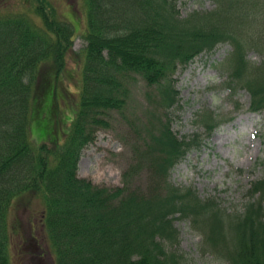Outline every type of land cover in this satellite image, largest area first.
Instances as JSON below:
<instances>
[{"label": "trees", "instance_id": "obj_1", "mask_svg": "<svg viewBox=\"0 0 264 264\" xmlns=\"http://www.w3.org/2000/svg\"><path fill=\"white\" fill-rule=\"evenodd\" d=\"M61 1L0 0V264H11L19 226L10 217L22 202L42 204L55 264H190L178 218L201 232L202 251L228 264H264V178L251 183L240 212L169 180L225 121L203 111L202 133L172 130L180 68L228 44L227 87L248 93L249 112H264V60L248 59L250 51L264 54V26L250 23L264 20V0H210L212 10L186 16L181 0H77L85 45L73 62L80 69L73 99L62 86L79 29L59 16ZM136 76L158 116L143 125L124 177L145 167L147 189L95 186L78 176V162L95 133L109 127L104 115L125 112Z\"/></svg>", "mask_w": 264, "mask_h": 264}, {"label": "rangeland", "instance_id": "obj_2", "mask_svg": "<svg viewBox=\"0 0 264 264\" xmlns=\"http://www.w3.org/2000/svg\"><path fill=\"white\" fill-rule=\"evenodd\" d=\"M77 0H62L57 4L59 16L75 24L79 33L73 42V56L66 63L69 82L62 86L63 94L76 98L79 73L74 61L85 43L82 33L85 27V14ZM178 8L182 16L193 11H209L214 8L210 0H181ZM264 26V20H252V26ZM75 27V29H76ZM231 51L228 44H221L212 54L194 58L186 67L180 68L176 78L179 91V106L171 115V128L179 136L202 133L197 117L203 111H211L225 121L204 141L198 150L189 152L170 173V182L180 188H192L201 199L213 198L222 208L240 212L247 202V190L251 183L264 178V112H249L250 97L245 90L232 95L227 87V73L223 64ZM249 61L259 65L264 54L256 51L248 53ZM80 71V69H79ZM129 84L130 95L125 112H108L104 119L109 127L95 133V140L82 152L78 162V176L93 185L107 188H126L143 192L147 189L149 178L145 167L124 177L135 162L132 151L137 143L143 125L157 117L158 113L151 100L146 97L148 88L136 76ZM70 99V100H71ZM70 107L65 115L71 113ZM240 110L237 111L236 106ZM74 107V106H73ZM61 110V106L58 107ZM62 111V110H61ZM63 119V116H62ZM43 139L35 138L40 144ZM42 204L22 202L16 205L10 217L19 226L15 244L26 232V222L41 214ZM174 225L180 234V249L190 264H228L211 252L202 251V235L195 229L190 219H175ZM38 228V226L36 227ZM42 236V235H41ZM31 249L32 242H24ZM21 250L12 249L11 264H20ZM38 264H49L48 259ZM24 264H30V260Z\"/></svg>", "mask_w": 264, "mask_h": 264}, {"label": "flooded vegetation", "instance_id": "obj_3", "mask_svg": "<svg viewBox=\"0 0 264 264\" xmlns=\"http://www.w3.org/2000/svg\"><path fill=\"white\" fill-rule=\"evenodd\" d=\"M42 215L31 218L26 222V232L20 240V245L17 244V251L21 250L23 256L19 258L20 264L30 260V264H38L37 262H44L48 259L49 264H54L53 258L50 254L46 239L43 233ZM38 226V228H36ZM42 235V236H41ZM29 240L32 242L31 249L24 245V242Z\"/></svg>", "mask_w": 264, "mask_h": 264}]
</instances>
